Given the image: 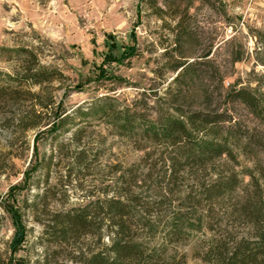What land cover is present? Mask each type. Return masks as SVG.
Returning a JSON list of instances; mask_svg holds the SVG:
<instances>
[{"label": "rangeland", "instance_id": "1", "mask_svg": "<svg viewBox=\"0 0 264 264\" xmlns=\"http://www.w3.org/2000/svg\"><path fill=\"white\" fill-rule=\"evenodd\" d=\"M214 3L215 8L201 0H0V264H81L100 240L57 238V215L119 193H137L150 202L164 193L168 151L149 143L140 130L122 129V114L94 108L113 103L131 115L158 118L177 88L171 67L182 55L193 60L210 54L229 74L223 84L193 83L187 104L192 109H222L235 82L260 85L264 64L256 62L261 43L255 34L260 31L264 40V0ZM181 19L191 38L179 48ZM20 47L34 50L42 65L63 76L20 86L8 74H23L34 64L27 53L10 50ZM239 48L244 58L232 63L231 52ZM17 87L40 92L43 101L54 99L48 112L36 106L41 112L36 128L23 119L34 116L31 97L16 98ZM229 107L244 124L260 127L240 102ZM2 201L23 214L25 236L15 250L17 227ZM152 214L167 217L166 211ZM236 231L248 235L249 228L238 225ZM210 236L195 233L173 245L186 254L187 264H207L197 252Z\"/></svg>", "mask_w": 264, "mask_h": 264}, {"label": "trees", "instance_id": "2", "mask_svg": "<svg viewBox=\"0 0 264 264\" xmlns=\"http://www.w3.org/2000/svg\"><path fill=\"white\" fill-rule=\"evenodd\" d=\"M201 1L215 8L217 0ZM182 22L181 19L178 23L179 48L191 38ZM255 36L261 43L256 62L264 64V56L260 57V53L264 55V40L260 31ZM10 50L27 53L28 63H34L23 74H8L20 86L25 80L43 85L63 76L60 70L42 65L34 50ZM244 54L242 48L233 50L231 62L242 60ZM209 56L190 60L182 55L172 65L177 72L173 79L177 88L158 118L131 115L127 110L119 111L113 103L93 109L94 113L122 114V129L140 130L149 143L167 150L170 173L161 181L164 193L153 202L145 201L137 193H119L57 215L53 226L57 238L95 235L100 240L97 249L79 260L81 264H187L186 254L175 250L173 244L206 231L211 236L197 254L207 264H264V77H260L257 87L233 83L227 89L222 109H192L187 104L193 83L223 84L229 75ZM12 92L16 98L21 93L31 97L34 116L23 117L28 128L39 126L35 117L41 112L36 106L47 112L53 108L52 96L43 101L40 92L30 89L17 87ZM236 102L260 121V127L244 124L231 113L229 105ZM61 122L52 129H59ZM240 155L252 165L242 164ZM174 192L178 193L176 198L170 196ZM1 204L12 214L17 227L12 244L15 250L25 236L23 214L6 201ZM152 210L166 211L167 217H154ZM238 225L249 228L248 235L236 231ZM105 235L109 237L108 243L101 241Z\"/></svg>", "mask_w": 264, "mask_h": 264}]
</instances>
